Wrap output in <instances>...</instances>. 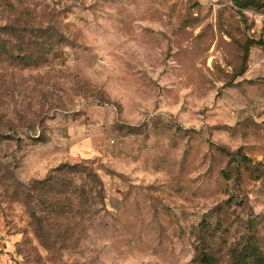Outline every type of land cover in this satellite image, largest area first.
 I'll return each instance as SVG.
<instances>
[{
  "label": "rangeland",
  "instance_id": "rangeland-1",
  "mask_svg": "<svg viewBox=\"0 0 264 264\" xmlns=\"http://www.w3.org/2000/svg\"><path fill=\"white\" fill-rule=\"evenodd\" d=\"M257 39L234 0H0V264L264 247Z\"/></svg>",
  "mask_w": 264,
  "mask_h": 264
},
{
  "label": "trees",
  "instance_id": "trees-1",
  "mask_svg": "<svg viewBox=\"0 0 264 264\" xmlns=\"http://www.w3.org/2000/svg\"><path fill=\"white\" fill-rule=\"evenodd\" d=\"M240 8L261 9L264 7V0H234ZM249 43L257 44L264 49V39L249 40ZM39 64L40 62H34ZM242 72V70H241ZM232 154V152H227ZM245 159H249L246 156ZM48 179V178H46ZM244 242L236 243L231 249V256L236 264H264V247L261 246V239L253 233H249ZM200 263L213 264L214 259L203 253Z\"/></svg>",
  "mask_w": 264,
  "mask_h": 264
}]
</instances>
